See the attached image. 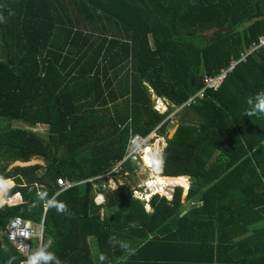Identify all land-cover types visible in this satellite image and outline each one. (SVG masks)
<instances>
[{"label": "trees", "instance_id": "trees-1", "mask_svg": "<svg viewBox=\"0 0 264 264\" xmlns=\"http://www.w3.org/2000/svg\"><path fill=\"white\" fill-rule=\"evenodd\" d=\"M260 36L264 0H0V119L26 126L0 129L4 199L22 198L0 208V264L26 260L4 236L16 217L43 225L59 264H131L150 246L264 264V114L247 103L264 92V51L177 114L159 163L164 177L190 179L185 198L176 187L146 204L98 179L131 135L167 137L174 107ZM33 159L44 165L14 166ZM59 178L80 184L59 193Z\"/></svg>", "mask_w": 264, "mask_h": 264}, {"label": "built area", "instance_id": "built-area-1", "mask_svg": "<svg viewBox=\"0 0 264 264\" xmlns=\"http://www.w3.org/2000/svg\"><path fill=\"white\" fill-rule=\"evenodd\" d=\"M264 51V36H260L257 38V40L253 41L249 46L244 48L237 59H233L229 65L225 68H223L219 73L215 75H204L203 76V88L197 92L195 95L190 97L187 102H185L180 107H174V111L169 114L166 121L169 122L170 127L176 126V116L179 112H181L183 109L190 108L193 105H196L201 100L204 99L205 92L208 90H218L223 83L226 81V79L229 77L231 73L235 71V69L242 64H246L248 60L259 54L260 52ZM153 104L154 109L160 113L165 114L169 112V107L171 106L167 102H164L163 100L159 98H153ZM34 132H36L34 130ZM155 137L156 141L160 139L161 136L157 134L155 131L148 137H142L140 135H131L130 139L128 141V145L126 148L125 157L121 162H119L113 170L107 174L104 175L98 179L104 180L103 189H112L110 185L111 178L114 179L116 175H121L120 171L124 167L125 163L131 162L134 163L136 166H145L147 170L154 171L157 168H162L161 164L159 163V158L166 147L167 144H163V146L160 148L154 147L157 143L154 144L153 147H151V138ZM164 138V137H162ZM147 157L151 159V162L153 165L147 163ZM128 172L125 173V176H128ZM162 175V173H161ZM165 178V177H164ZM93 181V180H92ZM80 183H73L68 180H64L62 178H59L57 180V185L60 188V192L62 193L64 191H67ZM180 187V186H178ZM176 188V187H175ZM175 188L171 191L166 192V190H163L161 187H157L154 185V181H146L143 185H139L136 188H133L132 190V197L138 200H141L148 204L152 197L158 195L160 197H164L167 200L171 201L173 198V194L175 191ZM183 188V187H181ZM190 186L186 188V191L188 192ZM184 189V188H183ZM96 203L98 205H101L105 202L104 195L102 193H98L96 196ZM101 197V201L98 202V198ZM1 208V205H0ZM147 210L150 211L149 206L147 205ZM43 234L44 229L43 225L41 226H35L32 222L25 220L20 217L13 218L7 225L4 236L7 238L8 242L14 247V249L22 255L24 258H27L29 255H31L32 251V240H39L40 242V249H42L43 244Z\"/></svg>", "mask_w": 264, "mask_h": 264}, {"label": "rangeland", "instance_id": "rangeland-1", "mask_svg": "<svg viewBox=\"0 0 264 264\" xmlns=\"http://www.w3.org/2000/svg\"><path fill=\"white\" fill-rule=\"evenodd\" d=\"M154 98H157V97L154 96ZM178 122H179V118H176V126L169 128L168 133H167V137H164V138L160 137V139H158V141H156V139H155L152 146H154V144L157 143L154 147H156V149L158 147L161 148L163 146V144L166 143L167 139L172 138V136H173V134L177 128ZM10 128L23 129V128H26V126L21 121L9 120V119H4V118L0 119V129L1 130H6V129H10ZM34 130L40 134H46L47 127L39 126L37 129H34ZM31 163L44 165V161L42 159H33L31 161ZM154 171L147 170L145 166H140V167L137 166V169L134 172H132L129 176L116 175V176H114L115 177L114 179L111 178L110 185H111L112 189H117L119 186L124 187L131 193L133 188H136L139 185H143L144 183H146V181H149V180L153 181V179L151 177L155 173ZM162 171L163 170L161 168V173H162L161 176H163ZM188 184H189V186L191 185L190 179H188ZM11 186H12V184H11ZM102 187H103V185H102ZM175 187H178V186H175ZM175 187H169L167 190L166 189L165 190H166V192H168V191H171L172 189H174ZM9 188H6L2 183H0V191H1V189L3 190L1 192L2 193L1 198H3V200H4L3 193H6V191L9 190ZM186 193H187V191L184 188V196L183 197L186 196ZM101 199L102 198L99 197L98 202H100ZM3 200H0L1 206L5 205V202ZM6 201H8V200H6ZM31 245H32L31 254L33 252H35L36 250L40 249L39 240H36V239L32 240Z\"/></svg>", "mask_w": 264, "mask_h": 264}, {"label": "crops", "instance_id": "crops-1", "mask_svg": "<svg viewBox=\"0 0 264 264\" xmlns=\"http://www.w3.org/2000/svg\"><path fill=\"white\" fill-rule=\"evenodd\" d=\"M161 100L167 102L164 99ZM167 103L170 104L169 102ZM4 194L5 193H3V197ZM3 201L5 202V205L12 206L22 203V198L20 195L18 196L16 195L13 198H11V200L9 199L8 202L5 199ZM195 205L197 204H194L193 202L184 203L183 213H186ZM135 258L136 259L131 260L130 262L131 264H216L212 261V254L211 253L208 254V252H201V251L187 252L177 248L172 250L168 248L167 250H165L160 248H154L152 246L147 247L142 252H137L135 254Z\"/></svg>", "mask_w": 264, "mask_h": 264}, {"label": "clouds", "instance_id": "clouds-1", "mask_svg": "<svg viewBox=\"0 0 264 264\" xmlns=\"http://www.w3.org/2000/svg\"><path fill=\"white\" fill-rule=\"evenodd\" d=\"M247 103L254 111L264 114V92L257 93ZM57 210H63V206L58 207ZM24 264H59V261L52 253L45 249H38L26 258Z\"/></svg>", "mask_w": 264, "mask_h": 264}, {"label": "bare ground", "instance_id": "bare-ground-1", "mask_svg": "<svg viewBox=\"0 0 264 264\" xmlns=\"http://www.w3.org/2000/svg\"><path fill=\"white\" fill-rule=\"evenodd\" d=\"M154 140H155V137H154ZM153 142L151 143V147H153L152 146ZM147 163L150 164L151 166L153 165V163L151 162V159L149 157H147ZM154 172H153L154 173L153 176L151 177L153 179V181H154V185H156L157 187H161L163 190H165L166 188L175 187V186H180V187H183L185 189L189 187V184H188V179L189 178L188 177H179V178H167V177H165L164 178L163 176H161V168H157ZM2 184L6 188H9V187H11L12 183L10 181H5ZM2 191L3 190L1 189V191H0V200L3 199V198H1V192Z\"/></svg>", "mask_w": 264, "mask_h": 264}, {"label": "water", "instance_id": "water-1", "mask_svg": "<svg viewBox=\"0 0 264 264\" xmlns=\"http://www.w3.org/2000/svg\"><path fill=\"white\" fill-rule=\"evenodd\" d=\"M32 165H36V164H33V163H31V162H29V163H21V162H17L14 166L25 167V166H32Z\"/></svg>", "mask_w": 264, "mask_h": 264}]
</instances>
